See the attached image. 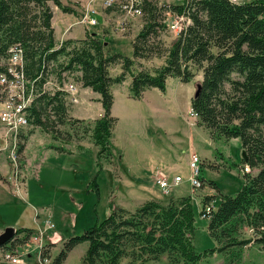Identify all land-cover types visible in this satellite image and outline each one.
<instances>
[{
  "label": "trees",
  "instance_id": "trees-1",
  "mask_svg": "<svg viewBox=\"0 0 264 264\" xmlns=\"http://www.w3.org/2000/svg\"><path fill=\"white\" fill-rule=\"evenodd\" d=\"M55 7L62 14L75 15L74 8L61 0H0V77L13 78L10 59L19 52L16 70L23 79L24 98L31 97L24 109L28 128L40 127L61 144L67 143L60 125L82 121L68 114V93L62 89L64 74L76 73L82 88L99 95L104 113L93 121L91 137L98 160L106 161L112 157L111 134L117 123L111 112L112 86L130 76L131 96L140 100L152 88L163 93L168 78L189 84L194 71H202L198 97L191 100L200 125L212 139H238L247 157L242 162L257 172L243 175L244 185L237 194L207 195L201 203L207 231L216 243L224 244L221 248L195 250L194 207L191 197L185 196L167 204L147 201L133 212L110 204L107 217L81 235L68 236L50 263L63 264L73 247L86 243L81 264H146L161 256H166L168 264H197L206 255L250 244V240H236L245 226L264 250V0H184L161 8L154 0H143L144 25L132 40V58L108 57L106 41L89 33L83 40L60 43L52 25ZM163 13L181 24L169 46L158 40L159 32L169 29ZM153 57L164 58V65L151 72L142 68L133 72L136 61ZM114 66H120V73L112 77L109 72ZM53 73L61 81L49 87ZM6 93L7 84L0 83V100ZM27 136L26 130L22 138ZM20 142L18 153L23 147ZM52 148L66 152L59 145ZM92 182L96 188L95 178ZM22 231L31 234V229L23 227L15 232ZM14 240L13 236L2 246L11 249ZM43 251L48 256L47 248Z\"/></svg>",
  "mask_w": 264,
  "mask_h": 264
},
{
  "label": "rangeland",
  "instance_id": "rangeland-1",
  "mask_svg": "<svg viewBox=\"0 0 264 264\" xmlns=\"http://www.w3.org/2000/svg\"><path fill=\"white\" fill-rule=\"evenodd\" d=\"M63 1L67 4L68 1L73 2L74 0ZM154 1L161 8L165 4L173 5L184 0ZM236 1L248 3L252 0ZM82 5L80 1L72 5L75 12L73 16L78 18L81 15ZM163 16L168 28L173 23L181 25L179 20H174L171 16H166L165 13H163ZM99 18L107 26L105 28L107 33H102L100 39L105 40L107 43L105 47L106 55L112 57L114 54H120L132 58L131 43L144 25L143 20L133 23L135 25L133 31L130 30L123 35H116L117 31L113 28V22L106 21L102 16ZM73 19L75 20L74 17ZM113 19H116V17H113ZM101 28L98 25L93 29V32L97 34ZM112 30L114 31L112 32ZM88 31L89 29L86 30V32ZM176 33L164 28L159 32L160 37H158V40H161L164 46H169L178 36ZM133 35L135 36L133 37ZM164 62V58L156 57L147 61L139 60L136 61V65L132 70L137 73L142 68L151 72L153 69L164 65ZM118 67L120 66H114L110 70L109 73L112 77L120 73ZM194 72L195 76L189 84H182L178 79L168 78L163 93L152 88L148 90L144 97L145 100L141 102L129 98L127 103L136 102V106L135 104H129L128 109L123 104L116 106L120 121L111 134L110 149L112 157L106 161L98 160L96 156L98 149L94 146L91 137L92 123L94 120L101 118L103 112L100 102L96 104L90 92H88V100L91 104H87L89 103L88 100L83 98L87 103L82 102L78 106L71 107L76 104L69 103V99H67L68 114L74 120H82L80 123L72 125H60L62 136L64 137L66 132V138L68 137L67 143L61 144L50 134L41 131L40 127L29 126L33 131L36 129L35 134L38 138L35 145V154L30 164L27 163L25 153H23L29 136L23 137L22 140H16V147H19L20 141L23 147L19 153L16 148L14 156H12L13 153L9 152V143L6 145L4 139L6 138L3 135L4 129L0 128V175L2 178L0 179V233L10 226L15 228L16 231L22 229V227L31 229V234L27 236L24 231L18 234L14 233L15 240L12 241V249L18 252L21 264H39L40 255L44 253L43 249L45 248H47L49 254L48 256L44 255V257L52 262L68 236H72V234L74 236L81 235L84 230L91 228L97 221L107 217L111 212L110 204L115 208L123 200L122 203L125 207L131 206L130 210L139 203L140 205L144 204V200L148 199L144 197L148 189H142V187H146L148 184L134 181V179L143 178L141 175L142 168L147 158L155 164L158 161H165L166 164L161 163L163 165L161 169H165L164 172L169 174L170 178H174L176 175L183 177L181 185L172 188L168 195H162L158 189L156 190L164 197V200L170 196L167 203L170 200H179L185 196H190L193 200L192 207H194L195 215L193 244L195 250L198 253H203L209 249L221 248L224 245L216 243L209 235V231H207L208 220L202 219L201 216V203L207 195L216 197L219 193L227 196L237 194L244 185L243 175L255 176L257 170L244 172L242 168L244 166L242 162V145L238 139H211L210 132L204 126L198 127L197 131H194L187 124L185 117L189 111L188 103L194 98L196 86L202 80V71ZM49 77V87L54 84L55 80L58 83L61 81L55 73L49 75ZM64 77L65 84L80 86L76 81V73H65ZM130 81L131 77L127 76V80L123 84L112 86L111 90L116 93L115 90L119 89L123 92L127 91L131 95ZM66 87L68 86L66 85ZM153 93V96L159 95V102L156 98L155 101H151V97H153L151 94ZM94 95L99 98L98 94L95 93ZM79 98L81 99V97ZM153 102L156 105L159 104L162 111H149L147 104L155 106ZM83 104L84 106H82ZM80 106L85 107V110L91 114L86 115V119L78 117L76 111ZM138 107H141V109ZM133 114H135V117ZM29 130H27V135L31 133L28 132ZM189 135L194 137L193 143L203 149L204 154L198 152V148L190 143ZM115 140L117 145L113 148ZM53 145L61 146L63 151L67 148V151L73 152L68 156H66L67 153H65L66 155H60L61 152L55 153L58 150L52 148ZM2 146L6 147L3 148ZM192 147H194L198 156L194 160V170L196 172L192 173V181L200 178L202 185L201 188L194 191L190 190V184L187 183L190 173L188 162L190 148ZM49 150L51 152L47 154ZM32 154L31 151L30 156ZM118 156L122 157L120 164L117 161ZM42 157H44L43 160H41ZM99 163L101 164L100 169ZM168 164H172L171 170L165 168ZM94 178L96 188L92 187ZM129 179L133 181L134 191L122 185V180L126 182ZM152 184L151 186H155L154 183ZM155 187L157 188V186ZM39 211L41 215L37 213ZM36 218L42 219L43 224L38 222L40 220L36 222ZM48 227L53 228L49 229ZM39 232L43 236H40ZM236 240H250V244L233 246L219 253L206 255L197 264H264L262 245L255 243V235L246 226L239 229ZM86 247V243L73 247L63 264H81V259L87 250ZM4 249L3 246L0 248V264H13L2 259L1 254L4 253ZM146 264H168V261L166 256H161L159 261H149Z\"/></svg>",
  "mask_w": 264,
  "mask_h": 264
},
{
  "label": "crops",
  "instance_id": "crops-1",
  "mask_svg": "<svg viewBox=\"0 0 264 264\" xmlns=\"http://www.w3.org/2000/svg\"><path fill=\"white\" fill-rule=\"evenodd\" d=\"M78 1H80L83 4V6H85L87 4V1L86 0H74L73 2L68 1L69 3H67V4L63 0L61 2L64 3V4H66V5L72 6L73 4H76ZM231 1L234 2V3L235 2H237V3H243V2H238L236 0H231ZM53 15H54V17H52V25L55 28L54 29V35H55L56 40H58L60 43L61 42H64L65 40H73V41L83 40L84 37H85V35H86V33H90V35L92 37L97 38V39L100 40L101 39V36H102V33H104V34L107 33V29H105L107 26L105 25V23L100 18L98 19V24L95 27H97L99 25L102 28L97 33L98 34L97 35L95 32H93V29L95 27H92L91 29H89L88 32H86V30H85V28L83 26L78 25V23H77L78 18L77 17H75L73 15L62 14L56 7L54 8ZM73 17L75 18V20L73 19ZM101 22H103V23H101ZM135 22L136 23L137 22H140V20L133 21L132 23L130 22V23L126 24V29L127 30L125 32H118L117 31L115 34L116 35L117 34H122L123 35V34L129 32L130 30L133 31V29H135V25L133 23H135ZM133 25H134V27H132ZM113 28L115 29V25H113ZM138 28H141V27H138ZM113 31L114 30H112V32ZM134 36L135 35H133V37ZM118 68H120V67H118ZM66 85L68 87H66ZM69 85H71V86L74 87V89H75V96H76L77 101H78V103L76 105L71 106V107H75V106H78L82 102H86V101H84L83 98H85L86 100H88V98H89L88 92H90V94H92V97H94L93 100H95L96 101V104H98L99 98H97L94 95L95 93L92 90H90L88 88H82L81 86L78 87L77 85H73V84L66 83V84L63 85V88L62 89H64V91L67 92V93L69 91V89H68L69 88ZM129 85H130V83H129ZM111 91H112L113 99H114V102H113V105H112V108H111V112H112V116H114V118L117 119V123L120 121V118H119V115H118V111H117L116 106L119 105V104H123V106H125L126 109H128L129 104H131V105H134L135 104V106H136V102H139V101L141 102V101L145 100L144 97H145L146 93L148 92V90L144 91L143 94L140 97V100H136V99L133 98V100H135L136 102L127 103L128 100H129V98H132V97H130L131 95H129V93L127 91L126 92L125 91L123 92V90H119V89L115 90L116 93H114L113 90H111ZM151 95L153 96L154 93L151 94ZM79 97H81V99ZM155 98L159 102V100H160L159 95L151 97V101H153ZM161 100H163V99L161 98ZM88 102H89V100H88ZM153 103H154L155 106H152L150 104H147V109L149 111H151V112H160V111H162L160 109L159 104L156 105L155 102H153ZM84 104L82 106H84ZM87 104H91V102H89ZM82 106H80L79 109H78V111H76V112L78 113V117L80 116L81 119H86L87 118L86 115H89L90 113L87 112L85 110V107H82ZM190 107H191V102L188 103V108H189L188 115L189 116L187 115L186 117L185 116L184 117H185V119L187 121V124L192 127V130L197 131L196 129H198V127H203V126L200 125L199 120L197 118H195L193 116L190 117V111H191V108ZM138 108L141 109V107H138ZM100 112H101V110H100ZM102 112H103V110H102ZM81 115H85V116H81ZM133 116L135 117V114H133ZM117 123H116V126L115 127H117ZM35 130L34 131L32 130L31 133H30V135H29V137H27V140L28 141L25 143V147L23 149V153H25L24 155L26 156V161H27L28 164H30V162L32 161V158H33V156L35 154L34 153V151H35V145L37 144L36 142L38 141V138L36 137V134H35ZM113 130L115 131V129H113ZM113 130H112V132H113ZM37 134L40 135L39 133H37ZM193 140H194V137H192L191 135H189V141H190V143H193ZM208 144H209V142H208ZM210 144H211V141H210ZM116 145H117V142L115 140L114 145H113V148L116 147ZM192 145H194V147H197L198 148V150H197L198 152L204 154L205 151L203 149H200L197 146L196 143H193ZM2 147L5 148L6 146H2ZM194 147L190 148L191 149L190 150V156L192 154H196L195 153V150H194ZM65 149H66V152L59 153V151H55V153H59L60 155H66L65 153H67L66 156H68V154H72L71 152H73V151H70L69 152V151H67V148H65ZM31 151L33 152L32 156H30ZM50 152L51 151L49 150L47 152V154L50 153ZM44 157H42L41 160H43ZM121 160H122V157L121 156H118V160L117 161H119V164L121 163ZM161 163L166 164L165 161H158V163L155 164V162H151V160L149 158H147L146 161L144 162V165H143V168H142V174L141 175L143 176V178L142 179H134V181L146 182V184H148L146 187L145 186L142 187V189H148V192L146 191L145 192V195H144V197H146L148 199H145L143 203H145L147 201H156V202L159 201L162 204H167V201H168L167 199L170 196L169 197H166V199L164 200V197H162L161 194L159 193V191L161 192V190L158 187L156 188L155 186H151V184L153 183V181H154V179L156 178L157 175H159L160 173L166 174L164 172L165 169H161L162 166H163ZM165 168L167 170L168 169L171 170L172 169V164H168L167 166H165ZM166 175H168V174H166ZM176 176H178V175H176ZM132 184H133V181H131L130 179L128 181H126V182H124L122 180L123 187H125L127 189L131 188V190L134 191L135 190V186H133ZM131 185H132V187H131ZM137 187L140 188L139 186H137ZM216 188H217V186H216ZM156 189H158L159 191L156 190ZM162 195H163V193H162ZM171 197H173V196H171ZM122 202H123V200L120 201L119 204H117L116 206L122 207L124 209H129V211H133L135 209V207L137 208L140 205V203H139L137 206H133L132 210H130L131 209L130 208L131 206L130 207H125V205H123ZM37 213L40 214V211L37 212ZM35 220H36V222H37V220H40L38 222H40L42 224L44 222V221H42V219H38V218H36ZM39 226H41V225L39 224ZM56 237H59V236H56Z\"/></svg>",
  "mask_w": 264,
  "mask_h": 264
},
{
  "label": "built area",
  "instance_id": "built-area-1",
  "mask_svg": "<svg viewBox=\"0 0 264 264\" xmlns=\"http://www.w3.org/2000/svg\"><path fill=\"white\" fill-rule=\"evenodd\" d=\"M87 4L85 6H82L81 10V16L78 17V25L83 26L85 30L91 29L92 27H95L98 24V18L100 16L105 18L106 21L110 20V22H113V25H115V30L118 32H125L126 24L141 20L144 16L141 6L143 0H86ZM113 17H116V19H113ZM175 20V19H174ZM169 30L171 32H178L180 30V25L177 23H173L169 26ZM1 84L6 83V77L5 75L0 77ZM69 91H68V99L70 103L77 104V98L75 96V89L73 86L69 85ZM8 103H7V93L4 96L3 100H0V128L3 130V135L6 137L4 138L6 141V145H9V152H11V140H10V130L9 128V118L8 115ZM188 162V170H190L189 177L187 179V183L190 184V190L194 191L195 189L200 188L201 182L200 178L199 180H193L192 181V173L195 172L193 170V162L198 156L196 154H192L189 157ZM244 169V172L247 173L251 169L248 168L247 165H244L242 167ZM200 176V173H199ZM183 181L182 176H174V178H170V175H166L163 173H160L156 176L153 183L155 186H157L163 195H168L169 191L172 188L179 187L181 185V182ZM10 245H8L7 248L4 249V253L1 254L2 259L5 261H8L9 263L13 264H21L19 259L18 252H15L12 248H9Z\"/></svg>",
  "mask_w": 264,
  "mask_h": 264
},
{
  "label": "bare ground",
  "instance_id": "bare-ground-1",
  "mask_svg": "<svg viewBox=\"0 0 264 264\" xmlns=\"http://www.w3.org/2000/svg\"><path fill=\"white\" fill-rule=\"evenodd\" d=\"M81 10H82V7L80 9V13H81ZM20 55L21 54L19 52L15 51L13 53V55L11 56L10 64L12 67L9 68V72L12 74L13 78L11 80H9L6 77V79H7L6 84L8 86L7 103L9 104L8 105V115L10 116L9 128H11L10 140L12 141L11 142V152L13 153L12 156H14V150H16V148H18V147H16V140H22L21 139L22 134H24L26 132V130H28L27 127L29 125L28 120H27V115H26L24 109L27 105H29V100L31 97L29 96L28 98H24V96H23V93H24L23 82H22L23 79H22V76L16 70V68H17L16 64L19 65L21 62V56ZM191 116L197 118V115L194 113L192 108L190 111V117ZM193 170H194V162H193ZM201 187H202V185L200 186V188ZM45 225H46V222H45ZM51 225L54 227L53 224H51ZM53 227H50V228H53ZM40 236H43V234H41ZM39 260H40L39 264H51L50 261H48V259L44 257V255H40Z\"/></svg>",
  "mask_w": 264,
  "mask_h": 264
},
{
  "label": "water",
  "instance_id": "water-1",
  "mask_svg": "<svg viewBox=\"0 0 264 264\" xmlns=\"http://www.w3.org/2000/svg\"><path fill=\"white\" fill-rule=\"evenodd\" d=\"M199 91H200V85H197L195 93L193 95L194 99L198 97ZM242 159L244 160V162H247V157L245 156L244 151H242ZM15 231H16L15 228L10 226L4 229L0 233V247L5 243L10 242V239L13 238Z\"/></svg>",
  "mask_w": 264,
  "mask_h": 264
}]
</instances>
